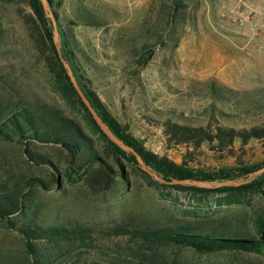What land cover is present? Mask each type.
<instances>
[{
	"label": "rangeland",
	"instance_id": "374dc122",
	"mask_svg": "<svg viewBox=\"0 0 264 264\" xmlns=\"http://www.w3.org/2000/svg\"><path fill=\"white\" fill-rule=\"evenodd\" d=\"M244 3L242 8L254 17L264 13V0ZM186 4L172 24L168 0H59L54 8L63 30L74 34L80 55L91 60L84 59V68L109 111L148 150L176 163L184 149L166 147L158 127L162 119L205 125L211 105L215 107L212 124L241 129L264 118L260 107L264 106V30L234 24L229 17V11L237 9L233 0H186ZM27 11L20 4L0 2V113L52 106L83 127L54 89L43 56L32 48L23 23ZM79 11L91 14L99 26L68 25V20L76 22ZM145 51L150 57L139 65ZM30 147L51 165H36L24 155L22 145L0 140V176L7 181V194L22 187L26 178L42 179L48 186L46 190L33 183L23 188L22 211L0 219V264H30L17 229L28 223L91 230L90 241H38L42 259L49 264H264V248L200 253L174 245L148 247L123 236L107 239L101 234L125 222L150 228L198 223L256 236L252 219L264 211L258 195L229 205H218L217 196L199 201L149 185L126 163L125 180L116 178L110 189L94 193L80 174L69 175V159L60 146ZM234 148L233 159L204 149L195 155L192 166L217 169L234 166L237 159L247 164L264 159V140Z\"/></svg>",
	"mask_w": 264,
	"mask_h": 264
},
{
	"label": "trees",
	"instance_id": "16d2710c",
	"mask_svg": "<svg viewBox=\"0 0 264 264\" xmlns=\"http://www.w3.org/2000/svg\"><path fill=\"white\" fill-rule=\"evenodd\" d=\"M57 22L59 44L62 59L71 68L75 79L89 100L97 114L111 131L126 145L133 148L155 172L165 179H194L210 182L245 179L249 174L264 167V159L251 164L236 160L234 166H224L217 169H204L192 166L195 155L200 151L209 150L212 154L222 155L226 159L235 157V146L239 149L251 143L264 140V118L249 128L236 129L225 127L219 123L210 122L214 117L215 107L210 106L209 122L205 125L173 120L170 117L162 119L160 127L168 149L183 148L184 153L180 163L169 159L165 155H158L148 150L144 143L129 133L128 127L120 123L102 102L92 88L88 78L86 63L91 62L82 53L78 42L71 31H64L58 22L54 8L59 0H46ZM170 3V23H175L178 13L188 4L186 0H168ZM4 4H20L28 11L23 17V23L28 30V36L39 55L43 56L45 66L50 73L51 81L57 94L68 109L83 122V127L73 118L64 114L62 110L52 106L42 105L30 109L21 107L12 112L0 113V140L17 142L24 147L23 153L29 161L36 165L50 164V161L35 153L30 147L34 143L42 145H57L66 153L69 164V175L80 174L85 185L94 193L110 189L116 178L126 179L123 163L139 171L149 185L158 188L180 191L191 197L204 201L208 197L217 196L218 205L233 204L248 195H258L264 201V174L250 183L237 187H221L216 189H202L180 185H165L153 180L138 168L132 154H127L112 143L99 129L91 117L77 92L74 90L61 58L53 43V27L46 17L41 0H0ZM99 26L91 14L79 11L76 22L68 20V25ZM143 45L142 48H145ZM150 57L145 51L138 61L144 64ZM260 107L264 108L263 104ZM221 117L226 113L218 110ZM52 180L57 178L52 175ZM38 185L48 189L47 184L39 178H26L22 187L6 193L7 181L0 176V219H7L19 214L24 208L23 188ZM256 236L240 235L238 231L227 230L222 227L206 226L202 224L171 225L160 227H130L121 222L101 232L104 238L123 236L133 243H141L152 247L155 245H174L192 248L200 253H212L225 250L244 252L261 251L264 248V211L252 219ZM18 232L25 241V248L30 264H49L42 259L38 241L53 240L59 242H85L92 240L91 230L84 227L64 228L56 226H42L36 223L21 225ZM41 255V256H40Z\"/></svg>",
	"mask_w": 264,
	"mask_h": 264
},
{
	"label": "water",
	"instance_id": "95a60500",
	"mask_svg": "<svg viewBox=\"0 0 264 264\" xmlns=\"http://www.w3.org/2000/svg\"><path fill=\"white\" fill-rule=\"evenodd\" d=\"M43 10L45 12L46 17L50 20L52 27H53V43L55 45V48L61 58V61L63 63V66L66 70V73L69 77V80L74 88V90L77 92L79 98L81 99L82 103L87 108L88 112L90 113L91 117L95 121L96 125L99 127L101 132L112 142L114 143L118 148H120L122 151L126 152L127 154H132L135 158L137 166L145 172L147 175H149L152 179L155 181H158L165 185H180V186H187V187H195V188H202V189H216L221 187H237L240 185H244L247 183H250L260 175L264 174V167L249 174L247 178L245 179H239V180H226V181H220V182H210V181H202V180H194V179H165L162 176H160L157 172H155L150 166H148L141 156L130 146L126 145L121 139H119L112 131L111 129L103 122V120L100 118V116L97 114L89 100L86 98L82 90L80 89L75 76L69 67V65L62 59L61 57V51H60V44H59V34L57 30V24L55 21V18L47 4L46 0H41Z\"/></svg>",
	"mask_w": 264,
	"mask_h": 264
},
{
	"label": "built area",
	"instance_id": "2783aa9c",
	"mask_svg": "<svg viewBox=\"0 0 264 264\" xmlns=\"http://www.w3.org/2000/svg\"><path fill=\"white\" fill-rule=\"evenodd\" d=\"M237 4V9L229 11V17L234 24L245 29L250 28L255 32L264 30V13H258V17H254L250 12H245L246 9L244 0H233Z\"/></svg>",
	"mask_w": 264,
	"mask_h": 264
}]
</instances>
